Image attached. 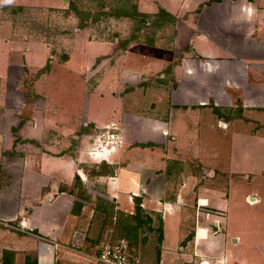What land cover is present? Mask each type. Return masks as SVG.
Wrapping results in <instances>:
<instances>
[{
	"label": "rangeland",
	"instance_id": "obj_1",
	"mask_svg": "<svg viewBox=\"0 0 264 264\" xmlns=\"http://www.w3.org/2000/svg\"><path fill=\"white\" fill-rule=\"evenodd\" d=\"M175 3L63 0L50 9L0 8V49L8 68L0 77V130L8 146L23 144L25 155L48 154L65 166L64 174L53 177L61 184L54 192L72 194V214L81 217L82 206L89 216L94 211L83 231L85 240L81 232L75 244L67 245L77 252L94 254L119 238L135 247L142 239L143 230L134 231L132 220L103 199L112 198V182L124 196L130 195L133 182L140 201L162 193L172 199L183 185L191 210L199 197L208 195L207 189L222 191L225 173L197 159L190 139L182 142L176 135L181 127L190 133L221 117L197 107L205 94L180 89L177 82L182 64L191 67L190 59L196 57L182 22L196 21L202 7L182 13V1ZM163 5L171 18L158 17ZM239 193L233 212H250ZM202 208L200 213L216 214L207 205ZM140 215V226L147 227L146 213ZM203 217L201 223L209 218ZM154 222L159 226L160 218L155 216ZM147 231L153 232L155 243L161 241L158 231Z\"/></svg>",
	"mask_w": 264,
	"mask_h": 264
},
{
	"label": "crops",
	"instance_id": "obj_2",
	"mask_svg": "<svg viewBox=\"0 0 264 264\" xmlns=\"http://www.w3.org/2000/svg\"><path fill=\"white\" fill-rule=\"evenodd\" d=\"M61 1L0 0V8L50 9ZM181 1L182 13L202 8L195 13L196 21L192 18L190 25L182 22L196 57L190 59L191 67L183 63L181 69L176 64L175 76L181 77L180 82L176 80L180 89L205 94L204 101L197 100V107L209 109L221 119L212 117L213 125L208 121L207 128L198 126L190 133L181 127L182 133L176 135L182 142L190 139L197 159L212 162L225 173L223 188L207 189L208 195L195 201L194 210L185 201L183 185L172 199L163 193L142 197L140 206L152 220L147 227H138L143 230L142 239L137 246H129L130 254L138 264H264V0ZM180 3L176 0L175 4ZM6 60L0 49V77L8 69ZM22 146L13 142L8 146L7 136L0 130V264H97L60 247L75 244L81 232L85 240L83 231L89 229L94 211L89 216L82 206L81 217L72 214V194L54 192L61 184L53 177L64 174L65 166L48 154L41 158L25 155ZM116 187L118 183L112 182L108 187L112 198L103 199L112 201L117 211L134 215L133 200L140 198L134 191L137 187L131 182L127 196L115 192ZM237 192L250 212H233L238 209L234 202ZM204 205L216 214L200 213ZM155 216L160 218L158 243L151 239L153 232L147 231L159 227L154 226ZM203 216L209 218L201 223ZM17 222L24 226L13 229L5 225ZM199 230L204 235L198 236Z\"/></svg>",
	"mask_w": 264,
	"mask_h": 264
},
{
	"label": "built area",
	"instance_id": "obj_3",
	"mask_svg": "<svg viewBox=\"0 0 264 264\" xmlns=\"http://www.w3.org/2000/svg\"><path fill=\"white\" fill-rule=\"evenodd\" d=\"M5 225L13 229H20L24 226V223L20 222L13 226L8 224ZM56 246L58 245L56 244ZM60 247H63L68 251L77 252L68 246ZM77 253L97 264H138L137 259L131 257L128 242L124 238H120L113 243L104 245L97 253L94 254H86L83 252Z\"/></svg>",
	"mask_w": 264,
	"mask_h": 264
},
{
	"label": "trees",
	"instance_id": "obj_4",
	"mask_svg": "<svg viewBox=\"0 0 264 264\" xmlns=\"http://www.w3.org/2000/svg\"><path fill=\"white\" fill-rule=\"evenodd\" d=\"M160 13H162V14H160V16H158L159 18H165V17H168V18H171V16H170V14L169 13H167L165 10H163V9H161L160 10ZM112 173H113V171H110V173L109 174H107V175H112ZM107 175H103V176H107ZM102 176V175H101ZM77 178L79 177L78 175L76 176ZM140 200L138 199V198H134V215H126V219L127 220H132V222L134 223V231H136L137 230V228L142 224V223H144V220L142 219V217H140L141 215V212H143V210H142V208H141V206H140ZM121 213V212H120ZM112 216V215H111ZM147 218V221L148 222H151V219L150 218H148V217H146ZM127 220H122L121 222H126ZM156 231H158L159 232V240H161V229H160V227H158L157 229H156ZM120 239V238H119ZM128 245L130 246V244L128 243Z\"/></svg>",
	"mask_w": 264,
	"mask_h": 264
},
{
	"label": "bare ground",
	"instance_id": "obj_5",
	"mask_svg": "<svg viewBox=\"0 0 264 264\" xmlns=\"http://www.w3.org/2000/svg\"><path fill=\"white\" fill-rule=\"evenodd\" d=\"M201 203L204 204L203 201H201ZM202 235H204V231H203V230H199V231H198V236H202ZM199 238H200V237H199ZM202 238H203V237H202Z\"/></svg>",
	"mask_w": 264,
	"mask_h": 264
}]
</instances>
